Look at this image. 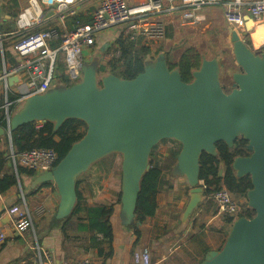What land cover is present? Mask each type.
<instances>
[{
	"label": "water",
	"instance_id": "obj_1",
	"mask_svg": "<svg viewBox=\"0 0 264 264\" xmlns=\"http://www.w3.org/2000/svg\"><path fill=\"white\" fill-rule=\"evenodd\" d=\"M246 18L250 29L251 20ZM230 38L238 67L230 73L228 90L219 80L216 57L201 56L191 81L183 82L179 69L170 68L160 53L131 79L100 75L94 65L84 64L77 83L23 98L11 112L7 128L0 126V137L6 135L9 148L11 130L22 124L50 121L56 130L64 120L76 118L86 125L84 135L58 163L35 175L30 184L31 188L44 182L54 184L59 194L56 220L73 208L77 177L94 162L119 153L121 213L123 223L130 224L151 149L171 139L180 144L173 174L183 175L190 187L181 215L185 223L202 201L201 153L216 155L217 141L232 148L241 136L249 155L235 157L231 167L238 177H250L252 186L245 199L254 214L234 219L221 248L207 251L198 264H264V46L252 49L235 30L230 31ZM15 78L9 76L8 84Z\"/></svg>",
	"mask_w": 264,
	"mask_h": 264
},
{
	"label": "crops",
	"instance_id": "obj_2",
	"mask_svg": "<svg viewBox=\"0 0 264 264\" xmlns=\"http://www.w3.org/2000/svg\"><path fill=\"white\" fill-rule=\"evenodd\" d=\"M22 1L24 0H17V7L13 5L11 0L0 1V8L4 14L0 17V27L2 29L0 39L3 44L5 41L10 43L6 57L3 53L2 42L0 47V107L4 104L6 98L4 84L1 80L3 69L9 68L16 62L15 53L12 49L16 17L12 18L10 15L11 12L18 14L19 10L26 5V0L24 5H21ZM43 1L51 2L53 0ZM144 1L146 0H130V5L134 2ZM100 2L101 0H78V10L75 17L77 22L81 24L88 23L91 20L93 11ZM223 9L222 5L201 8L195 12L198 18L194 24L181 23V9L172 14L167 13L164 9L157 16L164 23L165 36L158 42L145 43L150 48V57H153L147 61L154 60L160 53H163L168 65L173 64L168 62L166 53L170 45L176 44V40L181 37L184 29L190 32L194 31L201 37L208 35V33L215 31L219 22L226 24ZM6 16H10L11 19L6 18ZM71 22L70 18L66 21V29L73 26ZM10 24L14 25L13 29L6 28L7 26L9 28L13 26ZM49 25L57 26V23L50 21ZM122 29L123 27L114 26L97 33L95 43L90 51L105 52L109 47L115 46V40ZM229 30L232 31L233 29L229 28ZM1 49L4 57L3 61L1 59ZM90 51H86V55ZM106 61H108L107 57ZM14 77L16 78L13 80L12 85L8 84L7 92L17 97L24 87L22 82L20 83L22 76L16 75ZM156 159L161 160L162 158L156 157ZM100 161H104L106 165L108 164V161L102 158L93 164ZM93 164L89 166L87 171L90 173L83 177L79 189L87 203H101L106 206L115 204L116 213L112 220L113 239L108 241L103 237L100 238L101 235L97 233L91 235L86 228L85 210L74 214L65 223L55 222L54 215L59 204V194L54 184L31 188L30 184L33 177L22 174V180L17 176V185L12 186L5 192H0V232L4 234V239H0V264H32L36 254V243L43 255L46 253L51 256L53 264H61L64 261L76 260L85 256L96 259L100 264H132V254L139 245L148 247L152 264H198L206 254H203L205 247H209V250H219L221 248L226 236L221 242L222 234L219 228L210 231L206 229H209L208 227L212 224H218L219 226H227L229 230L230 224L226 222L224 215L211 210L204 213L203 210L196 208L185 223L181 221L182 212L189 198L187 196V199H184V184L190 189L183 175L174 173L173 176H170L169 172H162L155 196L157 205L155 214L148 217L143 223H137L134 226L131 223L128 225L123 223L121 204L117 206V196L120 195L121 186V162L119 164V180H116L117 175H114L110 187L107 188L108 184H105V190L100 172L97 174V172L91 171ZM6 167L10 168L7 163ZM22 199L30 207L39 204L45 207L44 215L34 220L36 242L31 232H18L11 225L12 218L7 212L8 208L20 203ZM195 220L202 221V227L195 226ZM134 228L140 232L137 240ZM209 232L211 235H208ZM189 233L191 235L188 237ZM204 236L205 238H203ZM43 260H45L44 256Z\"/></svg>",
	"mask_w": 264,
	"mask_h": 264
},
{
	"label": "built area",
	"instance_id": "obj_3",
	"mask_svg": "<svg viewBox=\"0 0 264 264\" xmlns=\"http://www.w3.org/2000/svg\"><path fill=\"white\" fill-rule=\"evenodd\" d=\"M217 5L224 7L223 17L228 27L235 30L244 42L251 43L252 49L256 50L251 31L264 25V0H146L132 5L130 0H101L88 23L74 22L70 29H66V21L76 17L78 0H27L15 18L12 49L16 62L9 68H4L1 76L5 96L9 76L21 75L20 83L24 87L14 102L5 98L0 107L4 111L7 125L11 114L10 105L21 103L27 96L43 94L57 83L62 82L67 87L68 83L72 85L81 79L85 52L93 47L97 33L120 24L123 25V36L130 40L141 38L146 42H158L165 36V26L157 15L164 9L170 14L181 9V23L194 24L198 18L196 11ZM246 17L252 21L250 29L246 28ZM50 21L57 23V26L49 25ZM1 42L0 39V47ZM119 55L120 51L116 49L110 56ZM1 59L4 60L2 49ZM59 67L60 71L57 70ZM39 126L40 123H37L36 127ZM57 159L58 155L53 148H33L21 153L9 148L7 152V164L16 176L18 167L34 172V176L45 173L55 166ZM200 183L204 188L203 182ZM209 198L214 201L217 213L233 220L246 208L243 206L246 199H237L224 188L214 191ZM7 212L12 218V228L18 232H31L36 242L34 220L44 215L45 207L42 204L30 207L22 199L20 203L9 207ZM0 239H4L2 232ZM35 249L32 264H53L51 256L46 253L43 255L37 243ZM132 259V264H152L150 250L145 245L135 248ZM61 264L100 263L85 256Z\"/></svg>",
	"mask_w": 264,
	"mask_h": 264
},
{
	"label": "trees",
	"instance_id": "obj_4",
	"mask_svg": "<svg viewBox=\"0 0 264 264\" xmlns=\"http://www.w3.org/2000/svg\"><path fill=\"white\" fill-rule=\"evenodd\" d=\"M11 1L15 7L18 6L17 0ZM16 15V12H11L10 16L15 18ZM70 19L72 21L71 24L77 22L76 18ZM145 43L146 41L141 38L136 41L130 40L129 38L124 37L121 32L115 40V46L113 49V51L116 49L119 50L120 55L112 56L105 63H100L98 67H96L97 72L99 74L112 73L124 79L135 77L138 73L143 71L145 62L150 58H153L150 57V48ZM9 44V41H7V44H3L2 42L5 57L9 50L7 49L9 48ZM199 54L200 53L193 49H187L181 53L179 58L173 64H169V66L170 68H178L181 80L183 82H189L192 79L191 72L200 65L201 56ZM60 69V67L57 68L58 71H60ZM16 98L15 95L10 94L9 92L6 93V99L9 102H14ZM20 104V102L16 104L14 103L10 105L9 109L13 112L20 106ZM36 124V122H30L11 130L10 136L12 149L16 153H21L33 148H53L58 155L56 164L67 153L71 145L84 135L86 129L85 123L76 118L64 120L56 130L53 128V122L50 121L41 122L38 128L36 127ZM0 126L4 129L7 128L3 109H0ZM2 137H0V192H5L12 186L17 185V176L19 177L21 174H25L33 177L34 172L18 167L16 176L11 168L6 167L7 157L5 156V153L7 150L5 149V146L8 145V142L6 135H3ZM246 144L247 141L239 136L234 140L232 148H229L223 141H217L215 143L216 155H210L206 152L201 153L199 158L198 179L203 182L204 188L202 201L197 206L198 209L203 210L204 213H208L210 210L216 212V205L214 201L209 198V195L222 188L226 189L237 199H245L246 191L252 186L250 177L249 175L238 177L232 169L231 163L237 156L249 155V152L246 150ZM178 152L179 149H169L168 153H166L161 160H158L154 157L153 151L151 150L149 155V168L140 180V189L131 225L135 226L137 223L141 224L148 217H152L155 214L157 208L155 196L158 191L159 178L162 172L166 171L169 172L170 176H173V169L176 164ZM112 155L113 154H110L107 157L109 158ZM87 173L89 174L90 172L85 171L76 179V199L70 214L60 220L55 219V222L65 223L69 221L74 214L81 210H85L87 219L86 228L91 235L97 233L101 235V238L103 237L104 239L111 241L114 237L112 220L116 213V206L114 203L109 206L101 203H87L79 189L82 179ZM50 185L51 183L44 182L38 185V187ZM119 196L120 195L117 196V206H120ZM243 206L246 208L240 213V216L251 217L254 214V211L247 207V203L245 202ZM225 217L226 222L231 224L233 218L228 216ZM134 232L137 240L140 232L136 228H134ZM208 250L209 247H205L203 254Z\"/></svg>",
	"mask_w": 264,
	"mask_h": 264
},
{
	"label": "rangeland",
	"instance_id": "obj_5",
	"mask_svg": "<svg viewBox=\"0 0 264 264\" xmlns=\"http://www.w3.org/2000/svg\"><path fill=\"white\" fill-rule=\"evenodd\" d=\"M2 1V0H0ZM25 1V0H24ZM24 1H22L21 5H24ZM27 3V0H26ZM19 9V8H18ZM13 25V24H10ZM228 25L224 24L223 22H219L216 25L215 31L208 33V35L205 36H199L194 31H187L184 29V31L181 33V37L176 40L175 45H170L168 47V52L166 53L168 62L174 63L182 52L186 51L187 49H193L196 52L200 53V56H204L206 58H212L216 57L219 62V80L221 82V85L224 89L228 90V82H230V73L232 71L237 70V64L235 63L233 53H232V41L230 38V31ZM116 27L122 28L123 26L118 24ZM8 29H13L14 25ZM0 31H2L0 27ZM252 32V31H251ZM246 45L250 46L251 43L245 42ZM4 44H7V41H5ZM254 46V45H253ZM114 49V46H111L108 48V50L104 51H98V53L94 51H90L87 55H85V64L94 65L95 67H98L100 63H105L106 57L109 59L111 56V53ZM256 51L259 50V48H255ZM154 56V55H152ZM101 60V61H100ZM148 62V61H146ZM80 79V78H79ZM78 79V80H79ZM229 79V81H228ZM68 86H71V83H68ZM66 85L64 83H57L54 88H65ZM3 138V137H2ZM7 152L9 150V145L5 146ZM180 144L175 141L166 140L161 141L153 149V155L154 157H158L159 159L163 158V156L168 153L169 149H179ZM6 152V153H7ZM103 159V158H102ZM105 160L108 161V164L106 165L104 161H100L97 164H93L91 167V171H94L97 174L100 172V175L102 177V180L104 182L103 188L106 189L105 184H108L107 188L110 187V183L113 179L114 175L116 176V180H119V164L121 162V156L119 153H114L111 157H104ZM99 170V171H96ZM20 180L23 179V175L21 174ZM184 184V199H187V196H189V188L185 186ZM123 217V214H122ZM203 224L200 220H195L194 225L195 226H201ZM230 226V225H229ZM209 229H206L210 231L211 229L216 230L219 228L221 230L222 239L226 236L228 232L227 226H219L218 224H212L208 227ZM203 230V229H202ZM191 235V233L188 234V237ZM208 235H211L209 232ZM206 236V235H205ZM205 236L203 238H205ZM179 240V239H177ZM220 242V243H221Z\"/></svg>",
	"mask_w": 264,
	"mask_h": 264
},
{
	"label": "bare ground",
	"instance_id": "obj_6",
	"mask_svg": "<svg viewBox=\"0 0 264 264\" xmlns=\"http://www.w3.org/2000/svg\"><path fill=\"white\" fill-rule=\"evenodd\" d=\"M252 21L250 22V26ZM251 38L254 45V48H260L264 46V25H260L254 28L251 32Z\"/></svg>",
	"mask_w": 264,
	"mask_h": 264
},
{
	"label": "flooded vegetation",
	"instance_id": "obj_7",
	"mask_svg": "<svg viewBox=\"0 0 264 264\" xmlns=\"http://www.w3.org/2000/svg\"><path fill=\"white\" fill-rule=\"evenodd\" d=\"M228 81H229V79H228ZM227 84H228V86L230 87V82H228Z\"/></svg>",
	"mask_w": 264,
	"mask_h": 264
}]
</instances>
